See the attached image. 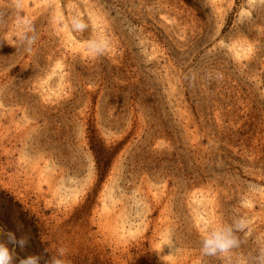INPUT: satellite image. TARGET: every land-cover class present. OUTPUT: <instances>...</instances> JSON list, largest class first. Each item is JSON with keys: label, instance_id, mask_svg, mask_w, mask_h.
<instances>
[{"label": "rangeland", "instance_id": "374dc122", "mask_svg": "<svg viewBox=\"0 0 264 264\" xmlns=\"http://www.w3.org/2000/svg\"><path fill=\"white\" fill-rule=\"evenodd\" d=\"M74 15L88 30L70 31ZM101 35L111 50L93 57L85 42ZM201 217L246 218L241 246L203 255ZM0 226L29 235L21 258L63 246L70 264H252L264 0H0Z\"/></svg>", "mask_w": 264, "mask_h": 264}, {"label": "clouds", "instance_id": "9594fccd", "mask_svg": "<svg viewBox=\"0 0 264 264\" xmlns=\"http://www.w3.org/2000/svg\"><path fill=\"white\" fill-rule=\"evenodd\" d=\"M21 0H16V7H20ZM67 26L73 33H83L89 28L85 18L74 15L67 21ZM18 39L20 45L27 53L33 52V46L37 42L36 29L32 22L26 18L17 19ZM111 40L106 35L91 38L85 42L87 52L93 57L106 55L111 50ZM219 75V74H218ZM206 229L205 235L201 241V252L205 256L216 257L232 253L241 246V240L238 233L244 232L249 228V221L240 217L231 223L221 224L217 227L209 228V221L201 217ZM22 225L17 224V231L22 229ZM29 235H22L17 238L16 234L6 231L5 227L0 226V264H70L65 257L68 255L66 247H59L55 255L50 259L44 260V254L28 255L21 258L17 254V248L21 251L29 243ZM159 243L163 249L165 245L172 246L171 230H165L160 237ZM47 252V250H45ZM252 264H264V249H260L253 258Z\"/></svg>", "mask_w": 264, "mask_h": 264}]
</instances>
